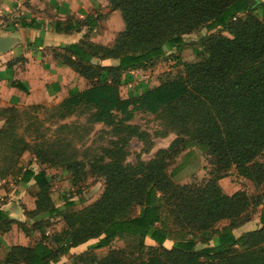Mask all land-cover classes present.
<instances>
[{
    "label": "trees",
    "instance_id": "1",
    "mask_svg": "<svg viewBox=\"0 0 264 264\" xmlns=\"http://www.w3.org/2000/svg\"><path fill=\"white\" fill-rule=\"evenodd\" d=\"M107 1L124 24L112 46L81 40L63 48L74 57L65 56L64 62L90 86L70 89L53 107H29L51 109L53 117L62 119L85 114L90 127L82 129L101 123L109 127L110 143L87 162L66 156L69 144L57 149L55 143L52 157L45 141L31 144L16 134L17 123L29 112L0 109V180L34 182L35 207L25 215L40 233L32 247L0 244V264H50L61 256L66 264H264V163L256 159L264 149V2L255 0L248 7L249 0ZM198 28L214 31L201 42H186L184 35ZM186 48L199 59L180 61L175 54ZM167 51L182 65L181 74L151 87L138 81V95H120V86L133 80L131 71L154 64ZM94 57L114 58L118 64H92ZM136 110L162 120L158 136L173 132L175 137L149 160L131 164L125 161L130 138L151 147L149 133L127 123ZM81 127L73 123L57 129L75 134ZM183 149L191 159L169 169ZM194 149L209 156L213 168L208 178L183 183L200 168ZM24 152L40 165L58 159L73 184L87 175L103 178L100 195L80 209L68 198L62 208L55 206L45 171L24 164ZM231 166L253 184H262V191L255 196L223 193L218 180ZM259 206L260 226L235 236L233 230L251 220L248 210ZM55 217L63 227L46 233ZM12 222L0 211V231ZM90 240L83 251H70ZM114 240L123 247L110 248ZM197 243L202 247L195 250Z\"/></svg>",
    "mask_w": 264,
    "mask_h": 264
},
{
    "label": "crops",
    "instance_id": "2",
    "mask_svg": "<svg viewBox=\"0 0 264 264\" xmlns=\"http://www.w3.org/2000/svg\"><path fill=\"white\" fill-rule=\"evenodd\" d=\"M86 16H91L88 22ZM123 28L120 12L111 10L107 0H0V35L12 33L14 38L11 48L0 54V109L56 105L68 96L70 89H86L90 81L64 62L65 56L74 57L63 48L81 40L110 47ZM91 63L116 66L118 60L94 57ZM142 70L131 71L133 80L125 84L133 83ZM137 92L127 93L138 95ZM2 124L0 117V127ZM17 184L18 190L7 193L1 187L0 191V211L13 221L7 230L0 231V244L5 248L32 247L40 239L39 231L30 227L33 219L25 215V211L35 207L36 186L32 180ZM246 231L249 230L235 236ZM90 243L71 247L70 251L79 253ZM66 262L61 256L50 264Z\"/></svg>",
    "mask_w": 264,
    "mask_h": 264
},
{
    "label": "rangeland",
    "instance_id": "3",
    "mask_svg": "<svg viewBox=\"0 0 264 264\" xmlns=\"http://www.w3.org/2000/svg\"><path fill=\"white\" fill-rule=\"evenodd\" d=\"M213 32L214 30H210ZM205 28H198L190 34L184 35V40L186 42H201V40L208 35L210 32ZM170 51L155 60L154 64L145 67L140 73H137L135 81L130 84H122L120 88V94L124 97L127 92H137V82L141 80L147 86H155L158 83L176 78L179 74L182 73V65L178 64L176 60H172ZM178 56L180 61L194 62L199 59L195 56L189 48L181 50L179 53L175 54ZM138 93V92H137ZM30 106V105H29ZM29 106L18 109L19 111L29 112L30 114L22 115V118L17 123V129L15 130L16 134L22 136L25 141L29 143L45 141L46 148L51 147L52 150L49 153L51 156H55V143L57 144V149L62 147L65 144H69L66 147L65 155L75 156L77 159L87 162L91 160L95 155L101 152V148L107 146L112 139V135L109 132V127L102 125L101 123H95L91 125L90 130H83L90 126L86 124L85 118L86 115H71L66 118L53 117V110L51 109H32ZM44 106V105H41ZM44 106L47 108L53 107ZM28 117H33L30 120H27ZM31 124L30 129H26L27 124ZM80 124L82 125L79 130H76L75 134L69 133V131L61 132L57 129L62 124ZM138 126L140 130L148 132L151 139V147L147 150L146 145L141 143L135 137L129 139L127 146L125 147L127 154L125 161L133 164L138 158L144 161L149 160L155 154L159 148H165L169 145L171 140L175 137L173 132H169L166 136H158L157 134L164 130L162 120L159 119L156 115L150 114L145 111L136 110L133 112L132 118L127 122ZM188 150L183 149L175 157L173 164L169 169L174 166L185 162L188 159H191V155H188ZM195 154L200 158V168L195 173L192 178H186L182 180L183 183L191 182L192 180L200 181L208 178L209 172L212 170L213 165L211 164L210 157L202 154L201 152L194 149ZM261 156H257V161L264 163V149ZM22 161L24 164L28 165L34 170L42 169L45 171L49 182H50V196L55 204L62 208V204L65 198L75 202L74 209H80L81 207L89 204L95 200L101 193L103 188V178L97 176L87 177L76 184L71 182V173L67 171L63 166L60 165V161L56 159V162H59L54 165L49 164H36L34 156L28 152L22 154ZM35 163V164H33ZM218 185L221 191L225 194H232L234 192H244L248 196H255L259 194L263 185H255L249 179L240 176L237 173V169L234 166H231L228 170L224 171L221 174V178L218 180ZM18 184L14 179L9 181L0 180V191L3 187L5 192H12L16 189ZM29 194L33 193L32 188H28ZM264 207V206H263ZM262 206L257 208H250L248 213L251 216V220L243 224L241 227L234 230V234H239L244 230H252L257 228L259 224L258 214ZM51 225L44 228L46 233L52 234L59 231L63 227L62 221L58 218L50 219ZM226 224V221H222L221 225ZM94 242V240H90ZM146 243H151L149 239L146 240ZM171 242L166 241L165 246H170ZM200 244V243H197ZM123 247V242L121 240H114L110 245V248H120ZM104 254V253H102ZM99 254L98 256H101Z\"/></svg>",
    "mask_w": 264,
    "mask_h": 264
},
{
    "label": "water",
    "instance_id": "4",
    "mask_svg": "<svg viewBox=\"0 0 264 264\" xmlns=\"http://www.w3.org/2000/svg\"><path fill=\"white\" fill-rule=\"evenodd\" d=\"M255 0H249L248 7H251L254 4ZM14 43L13 34L9 33L6 35H0V54L8 51ZM201 248L200 244L195 246V250Z\"/></svg>",
    "mask_w": 264,
    "mask_h": 264
}]
</instances>
